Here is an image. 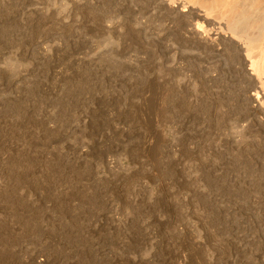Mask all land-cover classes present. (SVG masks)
<instances>
[{"label":"rangeland","instance_id":"374dc122","mask_svg":"<svg viewBox=\"0 0 264 264\" xmlns=\"http://www.w3.org/2000/svg\"><path fill=\"white\" fill-rule=\"evenodd\" d=\"M232 5L0 0V264H264V80L234 56L264 1Z\"/></svg>","mask_w":264,"mask_h":264},{"label":"bare ground","instance_id":"6f19581e","mask_svg":"<svg viewBox=\"0 0 264 264\" xmlns=\"http://www.w3.org/2000/svg\"><path fill=\"white\" fill-rule=\"evenodd\" d=\"M146 2V9L144 10H151V11H156V9L158 10H163L166 14H180V7L184 8V10L182 12H186L188 11L187 15L191 16V17H195L196 14H193V11H200L202 12L203 9L206 10L207 12L212 11L213 9H224L225 11L229 10L235 3V0H144ZM238 1V0H237ZM248 1V0H246ZM264 0H253V2L255 4L261 3ZM124 2V0H123ZM127 2V1H126ZM231 5V6H230ZM120 7V6H119ZM239 7V5L237 6ZM250 7V6H249ZM141 9L137 6V4L135 5L134 8L131 9V7L129 8V10L131 9L132 11H135V9ZM238 10V8H236ZM147 12V11H145ZM150 12V11H149ZM230 12V11H229ZM236 12V11H235ZM238 12V11H237ZM139 13V12H138ZM199 13V12H198ZM140 14V13H139ZM138 15V14H137ZM185 15V14H184ZM248 15V14H247ZM182 16V15H181ZM207 18V17H206ZM225 18V17H224ZM135 19V18H133ZM138 19V17H136V20ZM241 19V18H240ZM148 22V21H147ZM210 21H207L208 24ZM255 24V23H254ZM187 28H188V37L190 38L191 42L194 43H198V44H206V42L201 38V34L199 32H197L193 26H191V23L189 24V22L186 24ZM257 25V24H256ZM248 26V25H247ZM251 29V28H250ZM206 40V39H205ZM252 43L249 44L250 46H253L255 44L254 47H250L248 49H244L241 46H233L235 49L234 52V56L236 58V63L239 68L238 71L243 74V77L245 79V84L246 86L244 87V89L242 88V94L244 95V92L247 91H253V95L254 99H256L257 101L260 98V92H258L255 88V85L251 82L252 76L249 74V72L246 70V65H247V61H252L253 59H257V62H251V66L254 67V70L258 71V75L263 78L264 80V32L260 35V37L255 41H251ZM211 50V49H210ZM195 52V51H194ZM222 55V54H221ZM208 57V56H207ZM224 57V56H222ZM226 58V57H225ZM221 60V59H220ZM214 63V62H213ZM217 64V63H216ZM231 66V65H230ZM210 69V68H209ZM215 69V68H214ZM237 71V72H238ZM222 72V71H221ZM236 72V73H237ZM235 75V74H234ZM220 76V74H219ZM210 79V77H209ZM212 79V78H211ZM222 79V78H221ZM239 81H237V79L232 80L230 79V83L234 86L237 87V89L239 88V86L237 85ZM218 83V82H217ZM19 84V83H17ZM219 84V83H218ZM244 84V85H245ZM16 85V83H15ZM14 86V85H13ZM243 86V85H242ZM18 88V87H17ZM235 89V88H234ZM233 89V90H234ZM240 89V88H239ZM259 90V89H258ZM238 91V90H237ZM248 99L252 100V97ZM234 103V102H233ZM231 105H234V104ZM247 107V106H246ZM241 108V107H239ZM209 109V108H208ZM242 109V108H241ZM240 116V115H239ZM248 117V116H247ZM246 117V118H247ZM73 126V125H72ZM75 126V124H74ZM70 130V129H69ZM250 131V130H249ZM258 132V130H257ZM71 133V132H70ZM74 133V132H73ZM72 133V134H73ZM263 133V132H262ZM258 134V133H257ZM256 134V135H257ZM240 142V141H239ZM242 142V141H241ZM264 142V141H263ZM255 145V144H254ZM259 145V144H258ZM239 146V145H238ZM248 147V146H247ZM256 152V151H255ZM40 263V261H39Z\"/></svg>","mask_w":264,"mask_h":264}]
</instances>
